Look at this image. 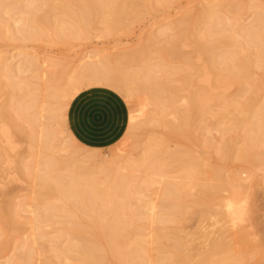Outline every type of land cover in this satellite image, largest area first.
Here are the masks:
<instances>
[{"label":"bare ground","instance_id":"obj_1","mask_svg":"<svg viewBox=\"0 0 264 264\" xmlns=\"http://www.w3.org/2000/svg\"><path fill=\"white\" fill-rule=\"evenodd\" d=\"M154 1L162 5H170L173 0H12L11 2L0 3V40L5 38L4 33H9L10 37H7V39L12 42L19 41L25 44L37 40L39 43L41 41H43L41 43H44L46 38L44 39L41 30L45 29L47 32H52V29L56 28L50 24L52 19L50 25L46 23L47 26H45V19L50 14H55L57 17L59 15H61L60 17L66 16L72 20L73 27L67 29L65 25L68 26V22L65 21L67 24L64 25V28L66 27L67 30L62 31L61 29L60 32L57 29L54 30V32L60 33L56 37L59 38H57L58 41L61 40L62 45H70L72 40H79L83 36L85 37L86 34H91L89 30L94 31L92 29H96L97 23L106 25L108 28L110 25L109 31L112 30V32H109V34H114L113 31L120 32V29L125 28L126 24L141 19L146 14L145 10H148L147 13L152 10ZM218 3H208L206 1L207 7L204 6L196 17L186 13L173 26L178 30V33H182L179 34L181 36L177 34L168 45L163 46L161 49L156 46L159 50L154 49L157 50L158 55L159 53L161 55L165 53L169 58L176 56L177 59L185 62L186 69L183 72L185 75L180 72L183 71V68L178 70L167 67L164 63L163 66L157 64L153 69L148 68V72L145 73L144 68L143 74L139 72L142 70L140 68L137 72L144 75V77L142 76L145 78L142 80L144 84L142 87L140 85V87L136 86L137 89L135 90L130 86L135 81L132 82L129 79V82L127 79V76L130 78L131 74L132 77L133 75L136 77L138 82L141 78L140 74L136 76L137 72L133 70L131 61L133 56L126 59L124 55L120 59L121 61L117 62L119 67L121 63L124 64L125 62H122V60L126 59L127 62L125 63L127 65L124 66L129 65L126 72L123 68L122 74L121 67H115V69H119L118 72H112V69H108V64L110 65L112 61H99L98 56H101L102 53L95 57L99 58L98 62H93L92 60H95V58L90 56L80 59L79 64L69 73L66 72L67 70L63 71L62 66L54 69L60 68V70L62 69L61 72H55L53 70L54 59L52 61L50 57L43 58L22 52L18 55V57H21L20 64L15 68L8 58L0 56V72L7 82L5 88H3L5 90L2 89V91H8L10 96L9 100L8 98L5 99V102L6 100L9 101L8 105L5 107L3 105L4 108L1 107L0 119H3L6 123L3 122L5 125L0 123L3 125H0V136L6 142L7 145L5 146L11 148L9 152L11 153L14 142L12 138L15 137H12V135L16 132V134L19 133V135L25 137V125L29 123L31 125L32 123L31 127H33L34 132L32 135L29 134V137L33 139L34 143L36 141L42 149L38 153L39 155L37 154V161H35L37 165L32 164L31 166L29 162H25L22 158L10 161L8 154L4 151L5 157H8L5 159L6 162L11 163L12 166L14 165L17 175L23 174L28 178L31 176L34 178L32 181H35L39 189L37 191L38 198L35 200L40 201L43 198H48L47 205L44 203L46 207L43 204L44 208H41L42 210L37 206L29 205L30 203L28 204L27 201L28 206L26 208L30 209L29 212L33 216L29 224L70 225L73 234L65 247H57L53 252V255H56L55 257L47 258L48 262L52 263L55 258L63 260L61 264H64V262H68L67 264H209L211 262L230 264L238 260L236 256L230 254L231 248L228 243L231 237L229 231H233L235 226L229 229L227 225L228 222L230 225V222L232 224L236 221L232 203L238 198V200L241 197L243 199L248 188L247 184L245 185L244 178L237 174L232 175V177L227 176L221 166H210L203 159L194 157L184 150H176L173 153L171 151L169 154L166 152L168 148L163 149L162 143L164 142L159 141L161 139L157 141L150 140V138V141H147L149 145L146 149H144L145 143L141 147L137 145V149H144V154L141 156L139 150L140 155L138 156H141V158L131 160L130 157H124L123 154L122 156L116 155L118 158L115 155V157L110 158V154L108 156L104 154V157L99 150H91V154L87 152V154L77 158L75 155L78 152L71 149V142L75 144V139L72 135H69L70 142L66 143L68 137L64 136L67 131L65 129L67 121H65L64 112L70 105L68 101L75 97L74 93L78 92L77 95H79L81 90L100 86L112 89L121 96L124 95L122 97L128 100L133 97L136 91H141L144 95L142 100L146 104L145 106H150V109L152 108L151 113H155V115L152 114L155 117H148L150 123L147 122V124L149 123L150 126L154 124L153 126L157 125L170 130V137L175 138L173 140H179L183 137L191 139L193 124L199 121H208L212 116L214 119L215 110L213 108L218 107L220 111H217L219 113H216V117L224 123L223 132L225 135L223 136L232 132L247 130L244 137L240 135L234 138L233 136L229 140H225L226 142L221 148L218 147L222 160L235 158L243 164L252 167L260 165L262 167L261 163H264L262 159L264 157L251 152L254 147L258 145L260 147L264 144V110H256L255 106L253 107V94L252 96L249 94L251 92L248 87L249 82L256 78L254 76V69L256 68L261 69L263 72L260 79L264 85V5H258L259 9L263 8V10L256 16L255 22L251 26L245 27L240 22V24L238 23L237 18L234 22L228 19L224 20L220 16V8L225 5L223 6L220 0ZM235 5L233 6L231 3L228 6L230 8L231 6L236 7L239 16L244 6ZM31 7H35L36 10L39 9L38 11L41 10L40 13L44 14L39 16L40 18H36L34 24L38 25L37 28L33 26L30 16L25 14V9ZM13 9H23V13L16 18L15 15H11ZM34 9L32 10L34 11ZM3 10H6L5 15L9 19H4L2 16ZM33 13H31L32 16ZM225 21H228L227 24H225ZM12 23L16 26L15 33L12 29ZM69 23L71 24V22ZM165 33L164 30L159 32L161 35ZM55 41L54 43L57 44L58 42ZM154 42V38L150 39L149 46H155ZM186 42L191 43L199 59L203 62L200 67L184 52L183 47L187 44ZM149 50L152 51L153 49ZM253 50H256V52L254 51V53ZM117 57L120 58V56ZM86 59L88 61H84ZM49 64L53 68L49 67ZM55 65H58L57 62H55ZM159 69H164L162 71L167 78H169L168 76H179L177 74L181 73L184 76H182L184 82L181 83L183 86L179 87L178 85L176 87L166 81L161 82L162 77L157 76L159 72L156 73V71H160ZM48 70H52L58 75L52 73V71L50 74ZM62 80L65 81L64 85H59L58 82ZM260 83L257 84L260 85ZM235 86L238 88V92L227 95L226 91ZM39 89L46 91L45 100L42 103L39 101ZM164 93L166 94L163 95L165 97L162 96ZM246 96H248L246 103H243L241 99ZM253 98L255 99V97ZM182 103L184 105L186 103V107L183 108L184 105L180 106ZM144 111L142 113H145ZM258 116H260L262 122L257 120L255 123L254 120ZM130 118L133 123H137L138 119L133 118V115ZM170 118L173 120L170 121ZM132 120H129L131 124H133ZM142 120L147 121L146 118ZM54 123L57 127L53 126ZM135 123L134 125H136ZM37 126L38 128H36ZM19 135L17 134V136ZM244 142H246V148L236 151L237 146ZM37 144L35 143V145ZM74 146L77 147L76 144ZM69 149H71V152H69ZM168 150L170 151V149ZM77 151L80 150L77 148ZM64 152L66 157L69 156L68 158H65V156L62 158L63 160L57 158L60 153L64 154ZM12 154L14 155L13 152ZM0 156L1 163L4 159H2V155ZM3 165L5 166V164ZM33 166H36L35 169H33ZM174 168L176 173H179V178L176 177L178 181L175 179L177 182L168 181L159 198L155 197V194L146 197L142 195L143 185L149 187L160 185L167 176V169ZM205 168L208 169L205 170ZM123 171H126V174H123ZM139 171L146 174L147 177H143L141 183L134 182L135 184L132 185L131 181L133 179L130 181V176L132 173ZM127 172L130 175H127ZM156 177L161 180L155 179ZM0 186L2 189L6 188V185L1 184ZM2 189L1 194L3 196L7 195L8 193ZM192 190L197 192L193 204L197 207L195 214H198L200 219L198 224L199 236L202 238L200 246L204 248L207 246L203 252L202 249L200 250V259L195 263L192 260L193 255L183 251V247L184 245L187 246L188 241H184L186 242L184 244L180 230L161 228L160 235L154 238L147 229L150 222L153 224L157 222L156 217L158 215L156 211L159 209V204L164 212L162 218L176 221L179 225L182 224L187 215L183 209L187 208L186 203L191 197ZM225 192H230L231 195L225 197L223 196ZM243 201L247 204L246 199H243ZM21 209L25 212V204L21 206ZM222 209L224 212H222ZM186 211H189V209L187 208ZM15 216L18 215L9 206H0V239L5 236L7 231L15 229L17 225ZM209 217H214L216 220L213 224L206 226L204 223ZM130 226H134V229L129 230L128 227ZM84 227L90 230L88 231ZM68 231L70 230L68 229L66 232ZM36 244H38V241L33 239L32 245ZM25 245L27 244L24 242V249ZM32 245H27L28 254L25 255V252L18 253L8 259L6 264H33L31 254L33 251L30 248ZM151 245L155 246V255L151 253ZM2 246L3 244L0 243V249ZM193 250L185 251L193 252ZM197 250L199 252V249Z\"/></svg>","mask_w":264,"mask_h":264},{"label":"rangeland","instance_id":"obj_2","mask_svg":"<svg viewBox=\"0 0 264 264\" xmlns=\"http://www.w3.org/2000/svg\"><path fill=\"white\" fill-rule=\"evenodd\" d=\"M11 1L12 0H0V3H7V2H11ZM206 1L208 3L214 2L215 4H219L218 3L219 0H173L170 5H162V4H159L157 1H154L153 2V9L149 10V12L151 11V13H149V12L147 13L148 10H145L146 14L141 19L134 21V22H130V23H128V25L126 24L124 26L125 28L122 27L123 29L121 28L120 29L121 31L119 30L120 32L113 31L114 34L113 33L109 34V32L110 33L112 32V30L109 31L110 25L108 28V26H106V25H102L101 23H97L96 29L95 28L92 29L94 31L89 30V32H91V34L88 33V34H86L85 37L83 36L79 40H75V41L72 40V42H70L71 43L70 45L69 44L68 45H66V44L62 45L60 42L61 40L58 41L59 38L56 37V35L58 36L60 34L59 32L61 31V29H62V31H64L66 29V27H67V29L73 27L72 26V20L66 16L60 17L61 15H59L57 17L55 14H50V15H48L50 18L47 17V19H45L46 20L44 22L45 26H47L46 23L49 24L51 22V19H52V22L50 24L52 27H56V28L52 29V32H47V31H45V29L44 30L40 29L42 31L41 33L44 36V39L46 38L44 43H41L43 41H41L39 43V41H37V40L31 41V42H26L25 44H22L19 41H13L12 42L9 39H7V37H10V34L4 33L5 38L0 40V53H1L0 56L8 58L9 62L15 68H17L20 64L21 57H18V55L22 52H26L27 54L38 55V56H41L43 58L44 57H50L52 61L54 59V61L57 62V64L60 66L55 65V62L53 61L54 68L51 67L52 63L49 64V67L53 68V70H54L55 67H61L62 66L61 68L63 69V71L67 70L66 72L69 73L73 70V68L75 66H77L79 64L80 59L85 58V56H90L91 58H95L96 56H98L99 54L102 53L101 56L100 55L98 56L100 58V60L97 57L98 59L95 58V60H92V61L93 62H98V60L99 61L106 60L108 62L112 61L110 63V65L113 64L112 66H110L108 64V69L109 70L112 69V72H118L119 69L117 70V68H119V67H121V69H122V70L120 69L121 74L124 71V69H125L124 72H126L129 69V67H128L129 65L124 66V65H127L125 63V62H127L126 59L127 58L129 59V57L133 56V57H131V61H132V66L134 68L133 70H136L135 72H137L141 68L142 72L141 71H139V72L141 74H143L144 68L146 70V71H144V73H145V72H148L147 71L148 68L153 69V68H155V66H157V64H160V66L161 65L163 66L165 64V66H167V67L169 66L171 68H176L178 70L183 68V71H180L181 73H183L184 69H186L185 68L186 67L185 62H183L182 60L180 61V59H177L176 56L169 58V57H167V55H165V53H164V55L166 57L164 55H161L160 53H159V55H160L159 56L157 54L158 52L156 53V51L161 49L163 46L168 45V43L172 42L174 40V37L177 36V34L178 35L182 34L180 32L178 33V30H176V28L173 27L174 24H177V22L180 19H182V17L186 13L190 14L193 17H196L197 14L204 8V6H205V8L207 7L208 4H206ZM224 1L225 0H220L221 4L223 3V6L225 5L224 7L220 8V16L224 20L228 19L229 21H233V22L237 18L238 23L240 22L245 27L251 26V24L253 22H255L256 16H258L259 13H261V10H263V8L259 9L258 5H264V0H228L227 2H224ZM201 3H202V5H201ZM231 3L233 4V6H236L235 4L241 5L242 7L244 6L243 10L239 16L237 15V13L239 14V12H238V10L235 9L236 7L233 8L231 6L232 9L229 7L231 5ZM253 7H255V8H253ZM256 7H257V9H256ZM31 8L34 9L35 7H31ZM31 8L25 9L26 10L25 14L26 15L28 14L30 16L31 21L34 24L36 18L38 19V18H40L39 16H43L44 14L40 13L42 11L41 10L38 11L39 9L36 10V8H35L33 11ZM250 8H252V9H250ZM5 12H6V10L2 11V16L4 17V19H6V18L9 19V17H7V15H5ZM30 12L31 13L35 12V13H33V16H32V14ZM22 13H23V9H13L11 12V15L13 14L16 16V18H18L21 16ZM48 19H49V21H48ZM68 20H70V21H68ZM65 21L68 22L69 27L67 25H65V24H67V23H65ZM69 22H71V24ZM225 22H226L225 24H227L228 21H225ZM61 23H63V24L61 25ZM13 24L14 23H12V25ZM64 25L66 26L65 28H64ZM97 25H99L100 28ZM33 26L36 28L38 27L37 24H34ZM226 27L228 28V26H226ZM12 29H13V32L15 33L16 31H14V30L16 29V26L13 25ZM56 29H57V31H59V30L60 31L58 33L54 32V30L56 31ZM101 29L104 31H102ZM105 30H107L106 33H105ZM163 30L166 33L163 35L159 34V32L163 31ZM43 31H44V33H43ZM179 36H181V35H179ZM152 38L155 39V42H154L156 44L155 46H149V44H148L149 40ZM51 39H52V41H51ZM54 41L58 42V43L60 42V44L57 43L58 44L57 45L56 43H54ZM52 43H54V44L52 45ZM186 43L187 44H185V47H183L184 52L188 56H190L191 60L197 66L200 67L201 65H203V62L199 59V57H198L197 53L195 52V50L193 49L191 43L190 42H186ZM145 47H146V49H145ZM148 48L153 49V50L151 51ZM156 48H157V50H154ZM141 49H143L144 51ZM256 50H253V52L254 51L256 52ZM98 51H100V52L97 53ZM135 51H136V53H135ZM149 53H150V55H149ZM134 54H136V55H134ZM142 55H145L146 57H148V59L145 60L146 57L142 56ZM117 56H120V58ZM123 56H124V58L126 57V59L122 60V62H124V61L125 62H124V64L121 63V65H119V67H118L117 62H120L121 61L120 59ZM115 57H117V58H115ZM118 59H119V61H118ZM84 61H88V59H86ZM114 61H116V62H114ZM134 61H136V62H134ZM132 66H131V68H132ZM111 67H114V68H111ZM115 67H117V68L115 69ZM127 67H128V69H127ZM48 69H50V68H48ZM61 70H60V68H57V70H54V71L55 72L56 71L61 72ZM159 70L160 71H156V73L159 72L157 74V76L162 77V79L160 80L161 82L166 81V82L170 83L172 86H176V87H178V85H179V87L183 86V84H181V83L184 82L183 81V77H184L183 75H185V73H183V75L181 73L177 74L179 76L175 75L176 77L175 76H172V77L168 76L169 78H167V77H165L166 75L164 76V73L162 71L164 69H159ZM260 70L261 69H258V68L254 69V76H256V78L249 82V87H248V89L251 92L249 94L251 96L253 94V97H255V99L252 97V99H253L252 105H253V107L255 106L254 108L256 110H264V85L262 83L263 81H261V79H260L261 75H263V72H262V70L261 71ZM51 71L52 70H48V72H50V74H51ZM139 72H137L138 75L136 74V76H139V74H140ZM52 73H54V72L52 71ZM54 74H57V73H54ZM117 74H119V73H117ZM141 74H140L141 78L139 79V82L136 81V77L134 75L132 77V74H131L130 78H129V76H127L128 80L131 79L132 82L135 81L134 82L135 85L132 82L131 83L133 85H130L132 88H134V90L137 89L136 86L140 85L142 87V85L144 84L142 82V80L145 78H143L144 75H141ZM4 78L0 72V80H1L0 81V85H1L0 86V88H1L0 89V111H1V107H3V105H4V107L8 105V103H9L8 100L10 97L8 95V91L7 92L2 91V89L5 88V85L7 84V82L5 81ZM164 78H166V79H164ZM259 80L261 83L258 82ZM64 82L65 81L62 80V81L58 82V84L64 85ZM129 82H130V80H129ZM136 82L138 85L136 84ZM257 83H260V85ZM33 89H35V88H33ZM125 89H126V87H125ZM3 90H5V89H3ZM84 90H87V88ZM81 91H79V94L81 93ZM4 92H5V94H4ZM226 92H227L226 93L227 95L228 94L232 95V94H235L238 92V88L235 86L234 88L233 87L229 88V90H227ZM77 93H74L75 97H76ZM45 94H46V91L41 90V89L38 90L39 101L41 103H42V101L45 100V98H44ZM163 95H166V94L164 93V94H162V96ZM122 96L124 97V95H122ZM248 96L243 97L241 99V101H243V103L244 102L246 103ZM3 97H5V98H3ZM163 97H165V96H163ZM7 98H8V100H6V102H5V99H7ZM74 98L72 100H69L68 103L71 104V102L74 100ZM143 98H144V95L142 94V92L136 91L135 94L133 95V97L129 98L128 100L124 99L126 101L128 107H129V112H130L129 117H132V115H133V118H136V120L138 119L137 120L138 124L134 122L136 124V125H134L133 120L130 118L129 120L130 121L132 120L133 124H131V122L129 121L128 130H127L125 136L122 138V140L117 145L110 147V148H106L104 150L103 149H96V148H87V147L79 144L76 141V139L73 137L75 139V144L77 145V147L75 148V146H74L75 144H73L71 142L72 145L71 144L70 145L72 146V148L71 147L70 148L73 149L72 151L76 150V152H78L77 155H75V157L80 158L82 155L87 154V152H88V154H91L92 153L91 150H99L100 154L103 156H104V154L106 156H108L110 154L109 155L110 158H113L114 155L115 156L116 155L122 156V154H123L124 157H127V156H128L127 158L130 157L131 160H136V158L138 160L144 154V149H146V147L149 145L148 142L150 140H157L158 141V139H161L159 141H162L164 143H166V142L168 143V144L166 143L164 145V143L161 142L164 150L167 148L170 149V151L167 149L166 152H168V153L171 151H172L171 153H173V151L175 152L176 150H184V151H187L190 154H192L194 157H199V158L203 159L210 166H213V167L221 166L227 176L232 177V175H234V176L236 174L239 175L240 177L245 179V181H244L245 185L247 184V186H248L246 193L244 195V198H243V199L247 200V204L244 203L245 200L243 201L242 197L240 200H238L239 198L237 199L235 197L238 201L235 200L232 203L233 207H234L236 221L233 222L234 225H233V223L231 224V222L229 225V222H228L227 228L231 229V227L235 226V229L233 231L232 230L229 231V234L231 235V237L228 240L229 241L228 243L230 244L229 247L231 248L230 254L236 256L238 260L235 262H232L230 264H264V163L263 162L261 163L262 167H260V165L252 167L250 165L243 164L242 162H240L239 160H237L235 158H229L226 160H222V157L220 156V153L218 152V149L221 148L223 146V144L227 140H229V138H231L233 136H234V138L239 137L240 135L242 137H244L246 135L247 130L244 129L240 132H232L230 134H227L226 136H223V135H225L223 132L224 123L221 122L222 120H219V118L216 117V113H219L217 111H220V109L218 110V107L215 106L213 109L215 110L214 115L216 118L214 117V119H213V116L211 115L212 117L209 118L208 121H202V122L199 121V122L194 123L192 128H191V134H192L191 139H187L186 137H183V138H180L179 140L178 139L173 140L175 138L170 137V135H169L171 132L170 130H168L164 127H161V126H157V125L153 126L154 124L152 126L149 125L150 122L148 121L149 120L148 117L151 118L150 116L155 115V113L153 111L152 112L154 114L151 113L152 108L150 109V106H147V107L145 106L146 104L143 102V100H142ZM254 100H255V102H254ZM181 102H183V100H181ZM183 103L180 106H183L184 105ZM184 107H186V103L183 106V108ZM68 109H69V107H67L66 111L64 112L65 121H67ZM142 111H144L146 114L142 113ZM146 111H148V112H146ZM143 114H145V115H143ZM134 116H137V117H134ZM145 116H147V117H145ZM153 117H155V116H153ZM144 118H146L147 121L142 120ZM257 118H256V120H254L255 123L257 122V120H258V122H262V119L260 118V116H258ZM170 119H171L170 121L173 120L172 118H170ZM134 121H135V119H134ZM143 121H144V123H142ZM263 121H264V119H263ZM3 122H5V121L3 119H0V123L2 124ZM25 122L27 123L26 120H25ZM147 122H149V123L147 124ZM5 123H3V125H5ZM3 125H1V126H3ZM28 125H30V123L25 125V130H26L25 137H22V135H19V133H17L19 135V136H17L16 132L12 135V137L15 136L14 138H12V139H14V142L12 140V142H13V151L12 152L14 153V155L12 154L13 156L11 155L12 152L9 153L11 148L9 149V147L7 148L5 146L7 144L3 140V137L0 136V138H1L0 142L2 140V142L0 143V155H2V159H4L1 161V163L2 162L3 163L2 164L0 163V176H1L0 177V185L1 184L6 185L5 186L6 188L4 186H2L5 189H2L0 186V206H9L13 210V212H15V214L18 215V216H15V221L17 222L15 229L7 231L5 233V236H3L0 239L1 245L3 244L2 248L0 249V264H6V261L8 259L12 258L13 256H15L18 253L25 252V255L28 254L27 245L28 244L32 245L33 239L34 240L36 239L38 241V244L32 245V247H30V248H32V251H33V253H31L33 256L32 257L33 258V261H32L33 264H61V263H63V260H59V259L57 260L55 258L54 261L52 263H50V262H48L47 258L55 257L56 255H53L54 254L53 252H55L57 247H61V248L65 247L67 244V241L70 240V237L72 238L73 234L71 232L72 230L70 228V225H68V226H66V225L55 226L54 225L53 226L50 223H46V224L36 223L35 225H31V223L29 224V221L32 219L33 216L29 212L30 209L26 208L28 206L27 201H28V204L30 203L29 205H33V207L37 206V208L39 207L41 209V208H44V205L46 204V202H48V198L42 197L43 200H40V201L37 200L36 201L35 199L38 198V192L37 191L39 189H38V186H36L35 181H32V179H34V178H32V176L28 178L23 174L17 175L16 171L14 170L15 169L14 165L12 166L11 163H7L5 160L8 157H9L10 161L15 160L17 158H22L23 160H25V162H29L30 166L32 164L37 165L36 164L37 162H35V161H37V154L39 152H41L42 149L39 147V145L35 141L36 139L34 141L37 145H35V143L32 141L33 139H30L29 134L32 135V133L34 132L33 127H31V125H33V124L31 123L30 126H28ZM54 125L56 126L55 123L53 124V126ZM36 128H38V126ZM65 129L67 131L64 134V136L68 137V138H66V141H68L66 143H69L70 142L69 141V135H72V134L69 131L67 124H66ZM153 138H155V139H153ZM144 143H145V145H144ZM245 144H246V142L237 146L236 151H241L244 148H246ZM137 145L140 147L144 145V149L141 148V149H143L142 151H141V149H137ZM77 148L80 151H77ZM71 149H69L70 151L69 150L68 151L71 152ZM171 149H173V150H171ZM4 151H6V153L8 154L7 158L5 157ZM138 151L141 154V156H138V155H140L138 153ZM99 152H96V153H99ZM67 153H66V155H67ZM93 153H94V151H93ZM125 153H126V155H125ZM251 153L252 154H259L260 157H264V144L260 147H259V145L254 147L252 149ZM78 154H80V155H78ZM118 154H120V155H118ZM34 155L36 156V158ZM135 155L138 157H136ZM64 156H65V152H64V154L60 153L59 156H57V158H60V160H63L62 158H64ZM68 157L69 156H67V157L65 156V158H68ZM0 158H1V156H0ZM107 159H109V158H107ZM262 159L264 160V158H262ZM34 162H35V164H34ZM3 164H5V166ZM92 164L94 165V163H92ZM12 167H14V168H12ZM35 167L33 169H35ZM207 169L208 168H205V170H207ZM167 170H168L167 176L165 179H163V181L160 185H156L154 187H149L148 185L142 186V191H143L142 195L144 197L150 196L151 194H155L156 195L155 197L159 198L160 194L162 193L163 189L165 188V185H167V182L168 181L174 182L175 180H177V178H179L178 177L179 173L178 172L176 173L175 168L174 169H167ZM125 172L123 174H126ZM128 174L130 175L129 172H127V175ZM39 175H40V173H39ZM2 176H3V179H2ZM131 176H130V181H131V179H133V181H131V182H132V185H134L135 184L134 182H136L137 184L141 183L142 178L145 177L146 174L139 171V172H134V174L132 173ZM155 179L161 180L160 178H157V177ZM177 181H175V182H177ZM1 189L3 191L5 190L6 193H8V194L3 196L1 194ZM196 193H197L196 190L191 191V197L187 200V203H186V206L189 209V211H186L187 208L183 209L184 212L187 213V215L185 216L184 222L182 224L179 225L178 222L176 223V221H170L168 218H162V217H164V215H163L164 212H163L162 206L159 204V201H158L159 209L156 211V214L158 215L156 217L157 222L155 224L150 222L147 226L148 231L151 233V236L154 238H157V236L160 235V229L161 228H173V229L180 230L181 231L180 234L182 235L183 242L188 241L187 246L185 247V245H184L183 251L187 252L189 255L190 254L193 255L192 256L193 259H192V257H191V259L194 261V263L198 262V260L200 259V255H201L200 250L202 249L201 251L203 252L207 247L206 246L204 248V247L200 246L201 245L200 242H202V238H201V236H199V230H198V224L200 222L199 221L200 219H199L198 214H195L197 207L193 204V201L195 200ZM229 195H231L230 192H225V194L223 193V196H225V197L226 196L228 197ZM145 200H146V198H145ZM24 204H25V209H26L25 212H24V210L21 211L22 210L21 206H24ZM46 205H45V207H46ZM188 212H189V214H188ZM222 212H224L223 209H222ZM158 220H161V221L159 222ZM215 220L216 219L214 217H209L206 219L204 225L209 226V225L213 224ZM16 228H17V230H16ZM68 229L70 231L66 232ZM84 229H87L88 231L90 230L86 227H84ZM128 229L133 230L134 226H130V227H128ZM152 240H154V239H152ZM24 242H25V244H27V245H25V249L23 248ZM185 243L186 242H184V244ZM198 246H200V247H198ZM150 248H151L152 255H155L156 254L155 246L151 245ZM184 249L185 250H191V251L193 249H195V250H193V252H190V251H185ZM197 249H199V252ZM221 255H224V254H221ZM192 260H191V262H192ZM67 263L64 262V264H67ZM209 264H216V263L211 262ZM223 264H229V263L224 262Z\"/></svg>","mask_w":264,"mask_h":264},{"label":"crops","instance_id":"obj_3","mask_svg":"<svg viewBox=\"0 0 264 264\" xmlns=\"http://www.w3.org/2000/svg\"><path fill=\"white\" fill-rule=\"evenodd\" d=\"M110 93L114 120L109 124L97 113L93 100L97 93ZM129 107L116 91L105 87H93L82 91L71 102L67 113L68 129L76 141L87 148L106 149L117 145L129 127Z\"/></svg>","mask_w":264,"mask_h":264},{"label":"snow or ice","instance_id":"obj_4","mask_svg":"<svg viewBox=\"0 0 264 264\" xmlns=\"http://www.w3.org/2000/svg\"><path fill=\"white\" fill-rule=\"evenodd\" d=\"M116 97L110 93H97L93 100V106L97 113L103 118L106 123H111L114 120V110L112 102Z\"/></svg>","mask_w":264,"mask_h":264}]
</instances>
